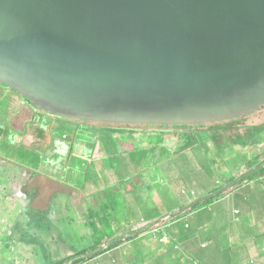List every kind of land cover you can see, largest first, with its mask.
<instances>
[{
	"label": "water",
	"instance_id": "water-1",
	"mask_svg": "<svg viewBox=\"0 0 264 264\" xmlns=\"http://www.w3.org/2000/svg\"><path fill=\"white\" fill-rule=\"evenodd\" d=\"M0 85L71 120L245 116L264 108V0H0Z\"/></svg>",
	"mask_w": 264,
	"mask_h": 264
},
{
	"label": "rangeland",
	"instance_id": "rangeland-1",
	"mask_svg": "<svg viewBox=\"0 0 264 264\" xmlns=\"http://www.w3.org/2000/svg\"><path fill=\"white\" fill-rule=\"evenodd\" d=\"M0 88L5 89V87L1 85ZM13 102L15 107H12V109L10 108L9 112L7 110L5 112L6 121L8 119L7 126L9 127L12 143L23 145L28 150H38L39 153L42 154L43 161L40 168L36 170V174L32 175L31 169L20 167L12 160H4V157H0V223H8L0 229L2 233L8 231L9 229L7 228L11 227V224L7 220H12L10 218L19 215L22 206L26 205V201L29 199L28 206L39 211H45L48 207L52 206L55 209L53 213L54 219L64 218L67 215H75V217L80 215L83 216L86 213V207L88 205L96 207L100 203L103 204V201L107 200L104 196L107 193L111 194V200L115 199L116 204L114 205L120 209L125 207L124 204L126 205V202H135L136 205H134V209L139 210V213H143L144 204H146L151 213L162 215L167 211H172L167 210L168 208L173 209L180 205V201L183 202V198H181L182 193H180L182 187L185 188L186 185H190L199 190L205 186L210 190V186L213 187L216 179L223 183L225 178L237 175L239 173L238 165H240L243 160H246L244 157L237 154L233 148L230 149V147L226 148L225 151H217L213 154L214 151L211 149V144L209 142L207 143V141L204 142L206 148H203V152L196 153L192 150L182 156L180 154H174L176 143L171 135L163 136V140H165L163 145L167 149L158 145L152 152L148 149L143 151L139 145L141 141L144 147L147 146L146 142L153 143V145L159 143V137H162L161 134H159L158 131H154L155 133L148 131L156 130L158 127L71 121L67 118L68 121H61L62 118L50 116L49 114H42L43 112L39 109L34 108L33 110V108L29 106L26 107V105H22L19 97H15ZM1 114H3V110L0 111V123L2 118ZM31 114L33 115V120L30 119ZM263 121L264 110H261L242 118L240 122H238V126H240V124L256 125ZM73 122H77V125ZM78 123L85 124L86 127ZM41 124H45V126ZM39 125H41V129H43V138L38 137L40 131H37V134L35 132V128ZM211 125L214 124L204 125V127L207 128ZM108 126L130 128L128 132H126L129 136L128 134L125 135L126 133L122 134V140L125 143H121V145L124 149H129L126 142L129 141V138L132 140L134 138L135 141H130V144L133 145L136 150L130 149L122 152V149H120V151L117 149L118 154L114 155V160H109L105 159L103 148H101L100 151L98 150L99 145H96L94 151L93 148H87L85 146L83 148L82 145H78L77 141L89 136L81 134L83 127L88 130L86 133L90 134L92 132V135H94L98 127ZM1 127L4 128L5 125L2 124ZM94 127L97 128L94 129ZM52 128H55L56 131L53 132ZM167 129L172 130L171 127ZM64 132L72 133V135L63 134ZM101 132L106 133L107 131ZM241 132H243L242 129L240 131L233 130L227 133L237 134ZM97 136L98 135H96V137ZM74 137L78 139L76 140V144H74ZM113 137H115V135H113ZM101 138L103 139L104 136ZM144 139H146V142ZM0 144L2 148L5 144H8L6 138H2ZM255 145L254 148L257 154H259L260 150H258V148L261 149V147H264V140L258 141ZM79 146L81 147V151H79ZM73 147H75V149H73ZM72 151H78L80 154L78 157L83 158V160L81 159L77 162L79 167H90L88 176L85 175V172L80 174L79 172L73 170L72 172L69 170V161L73 159L72 156L70 157ZM247 152L250 153L251 151L247 150ZM241 154H244V156L248 158L245 152ZM69 157L70 160H68ZM198 158H202V164L198 162ZM132 159H135V162H141L139 165L137 163L135 164L134 168L138 165L139 170L134 172L129 171L127 166ZM85 163L88 165H85ZM181 178H183V180H181ZM204 178L209 179L213 184L209 181L201 182ZM249 179L250 178L247 180ZM255 186H261V184L256 183ZM25 192H32V194L29 196ZM56 193H59L58 203L54 204L51 203V199L57 202L56 199L52 198ZM228 199L230 200V196ZM191 204L192 203H190V205ZM186 206H188V204ZM222 206H226V204ZM68 208H70V212ZM147 208L145 209L147 210ZM73 209L75 213H72ZM154 214L152 216H155ZM57 230V227H55L49 236L44 233V236L40 235L38 238L39 240L41 238L43 242H50L52 240L49 249L51 252L57 249L59 250L56 257L71 255L73 252H70L68 245L58 243V241L54 243L55 241L52 235L57 236L59 232ZM146 232L143 239L145 242L151 243L152 233L148 232V230ZM14 235L15 239L19 238L17 232L14 233ZM143 246L148 247L149 245L143 244ZM148 248L149 252L153 253L154 251L158 253L156 245L153 244ZM212 250L213 247L211 246L206 252L205 250H199L196 254L202 255L203 253L204 258L210 259L211 264H233L232 254L229 250L220 249L217 252L215 250L214 253H211ZM18 251V254L14 251L12 252L14 256L11 255L8 258L9 262L6 261V264H33L32 259H25L31 257L20 256L21 254L27 255L25 247L20 246ZM117 251L131 253L128 257V262L134 260L132 248L128 246V244L121 245ZM139 258L141 257L139 256ZM242 260L246 262L249 261L247 256L243 257ZM155 262L158 264L160 260H156ZM167 262L168 264H177V260L167 259ZM179 262L181 264H189L185 259Z\"/></svg>",
	"mask_w": 264,
	"mask_h": 264
},
{
	"label": "trees",
	"instance_id": "trees-1",
	"mask_svg": "<svg viewBox=\"0 0 264 264\" xmlns=\"http://www.w3.org/2000/svg\"><path fill=\"white\" fill-rule=\"evenodd\" d=\"M21 99L33 108L41 110L26 99L22 97ZM41 111L43 112L42 114L55 116L47 113L44 110ZM55 117L62 118L61 121H68L63 117ZM242 118L244 117L210 122L214 125L208 126L207 128L204 127V125L208 123L173 125H129H145L148 127H158V129L156 130L148 131H158V133L161 134L162 137H159V143L157 145H153V143H148L146 142V139H144L147 146L144 147L142 141V145L141 143H139L142 148L141 150L143 151L145 149H148L152 152L156 149V147H158V145H160L162 148H166L163 145L165 141L163 140V136L165 135H171L173 137L172 139L174 140V142H176L173 153L180 154L181 156L192 150L196 153L203 152V148H206L204 142L207 141V143L209 142L211 144V149H213L214 151L213 154H215L217 151H225V149L228 147H230V149H234V147H236L235 152L246 159L242 162H245L247 165H249L248 169L245 170L247 171L249 170V168L255 166L264 159V148L259 152V154H257V152H253V149H250L258 141L264 140V123L247 127L246 132L243 135L238 133L228 134L227 132L230 133L231 131H233ZM73 123L77 125V122ZM41 125L45 126V124ZM41 125H39V127H41ZM39 127L37 128V131H40V133L37 132L38 137L43 138V129H40ZM85 127L82 128L81 134H83L84 136L89 135V139L88 137H86L82 140L77 141L78 145H82L83 148L84 146L87 148H93V151L96 148V145H99L98 150L100 151L101 148H103L105 159L114 160V155L118 154L117 149L119 151L120 149H122V152L130 149L136 150V148L130 144V141H135L133 137V140L129 138V141H127L128 143L126 142V145L129 146V149H124L121 145V143H125L122 140V134L128 132V129L130 128L110 126L98 128L94 127V129H97L95 134L92 135V132L90 134L86 133L88 130H86ZM168 127H171L172 130H168ZM237 128H239V126ZM52 129L53 132L56 131L55 128ZM98 131L107 132L99 133ZM63 134L72 135V133L65 132ZM127 134L128 133H126L125 135ZM96 135L98 136L96 137ZM113 135H115V137H113ZM102 136H104L103 139L101 138ZM2 138H6V142L8 144H5V146L3 147L4 151L0 144V157H4V160H12L16 165H19L20 167H27L31 169L32 175L36 174V170L40 168L43 161L42 154H40L38 150H28L23 145L12 143V140L10 139L9 127L6 126L5 129L2 128L0 124V140H2ZM74 139L75 137L73 138V140ZM76 140L78 139L74 140V144H76ZM237 147L241 148V151ZM78 148H80L79 151H81V147L79 146ZM73 149H75V147H73ZM247 150L251 151L250 154L247 152ZM242 152H245L248 158H246L244 154H241ZM71 156L73 158L72 160H70ZM78 156H80L78 151L71 152V155L68 159L70 160L68 164L69 170L79 172L80 174L85 172V175L88 176L90 167H79L77 162H79L81 159L83 160V158H79ZM248 160H251V163L248 164ZM198 162L202 164V158H198ZM136 163L138 165L139 163L141 164V162H135V159H132L130 163L127 164L129 171L134 172L139 170L138 165L136 168H134ZM85 165L88 164L85 163ZM262 172H264V164L248 176L231 184V186L224 190L223 193L227 192V190H231L232 187L236 186L239 183H242L248 178H254L257 175H260ZM238 175L239 174H237L236 176L225 178L223 183L221 181L219 182V180L216 179L214 181L215 186L213 185L214 188L207 193H205V191L207 190L205 186L198 190L191 187L190 185H186L185 188H182L181 190H183L182 197L186 195L185 198L190 200L188 202V206H181L179 209H177L178 211L168 208L167 210L172 211H167L162 215L151 213L148 210V206L146 204H144L143 213H139V210H135L134 207H131L132 209L125 211L124 207L121 209L116 207V205H114L116 204L115 199L111 200V194L107 193L104 195L105 199L107 198V200H104L105 202L103 201V204L100 203L101 205L99 204L96 207L88 205L86 207V213L83 216L80 215L78 217H75V215H67L64 218L54 219L53 213L55 212V209L52 206L48 207L45 211H39L28 206L30 200L29 199L28 201H26V205L22 206L19 215L10 218L12 220H7L11 224V227L7 228L9 230L4 231L3 233L2 231H0V264H6V261L9 262L8 258L13 255V251L18 254V249L20 246L25 247L27 252V255L21 254L20 256L31 257L25 259H32L33 264H86L89 260L95 259L110 250H117L118 247L123 244H128V246L132 248L133 255L135 257L132 264H138L140 261H144L141 260L139 256L143 257L146 254H151L149 250L144 248L143 244H141L140 241L137 240L138 238L144 237L147 233V230L148 232L152 233L151 239L153 243L151 242V244L156 245L158 253H162L165 251L179 252L181 251V249L186 247V243L189 241L190 247H188V255H190V257L188 256V258H185L186 262L188 261L189 264H211L210 259H205L203 257V253L202 255L196 254L199 250H205V252L208 250L207 243L209 240L206 241L205 238H210L211 233L210 230H206L204 228V222H207V224H209L212 215L216 214L213 207L208 208L206 205L212 202L218 195L210 197L209 194L221 190L224 186H226V184L231 183L235 178H237ZM181 180H183V178H181ZM206 181L212 183V181L207 178L201 180V182ZM25 193L29 196L32 194V192ZM58 195L59 193H56L52 197L53 199H56L57 202L51 199V203H58ZM190 203L192 204L190 205ZM124 206L126 205L124 204ZM145 208H147V210ZM184 208L186 210L182 211L184 210ZM68 211L70 212V208H68ZM72 213H75L74 209L72 210ZM153 214L155 216H152ZM204 215L207 220L203 219ZM7 224L8 223L5 222L0 223V229ZM55 227H57V231L59 232L57 233V236L52 235V238H54L55 241L54 243H57L56 241H58V243L68 245V249L70 250V252H73L71 255L56 257L59 250L57 249L56 251L51 252V250L49 249L52 240L50 242H43L41 238L39 240L38 236H44V233L49 236L53 232ZM202 229L205 230L202 237V241H205L203 243H206L204 246L201 245L199 238L200 230ZM16 232L19 234V238L17 239H15L14 235V233ZM165 238L167 239V242ZM163 246L167 247H164V249L162 248ZM225 246L226 248H224L223 246L222 249H227L229 251L233 250V246L231 244L227 243Z\"/></svg>",
	"mask_w": 264,
	"mask_h": 264
},
{
	"label": "crops",
	"instance_id": "crops-1",
	"mask_svg": "<svg viewBox=\"0 0 264 264\" xmlns=\"http://www.w3.org/2000/svg\"><path fill=\"white\" fill-rule=\"evenodd\" d=\"M15 97L20 98L22 105L33 108L32 106L26 104L16 93L7 88H0V105H3L0 106L2 107L0 110H3L4 114H1L2 118L0 124L5 125V129L8 121V119L6 121L5 112L6 110L9 112L10 108L12 109V107H15L13 102ZM32 116L33 115L31 114L30 119L33 120ZM38 127L39 126H37V128ZM37 128H35L36 134ZM39 128L41 129V127ZM249 163H251V160H248V164ZM248 167L249 165H247L245 162H242L240 165H238V174L243 173L246 169H248ZM256 183H260L261 186H255ZM213 188L214 187L210 186V190L207 189L205 193L211 191ZM181 189L180 193L183 192ZM222 194L221 196L218 195L215 197L212 202L206 205L208 208L213 207L215 209L214 211L216 212V214L212 215L209 224L203 220L205 223L204 228L206 230H210L211 233L210 238H205L206 241L209 240L207 243V249L212 246L213 250L211 253H214L215 250L217 252L222 249L223 246L226 248L225 245L228 243L233 246V250L230 251L232 254L233 264H264V172L255 176L254 178L252 177L249 180H245L242 183L237 184L236 186L232 187L231 190H227L226 193L223 195ZM229 196L231 201L228 199ZM185 197L186 195L183 197L181 196V198H183V202L180 201V205L174 207L173 210H177L181 206H186L188 204L189 201ZM223 204H226V206H222ZM131 205L136 204L135 202L130 204L126 202L124 210L128 211L129 209H132L131 207L134 206ZM185 210L186 209L184 208L182 211ZM203 219L207 220L205 215ZM204 231L205 230L203 229L200 230L199 237L202 246L206 244L203 243L205 241H202ZM137 240H139L140 243L144 245L148 244L150 246L151 244L145 242L143 237L138 238ZM189 243L190 242L188 241L186 243V247L181 249L179 252H150L151 254H146L143 257L141 256L140 259L144 261H140L138 264H156V260H160L158 264H168L167 259L177 260V264H181L179 262L180 260L188 258V256L190 257V255H188V247H190ZM164 247L167 246H163L162 248ZM144 248L149 249L148 247ZM129 255H131V253L110 250L95 259L89 260L86 264H132L133 260L128 262ZM245 256H247L249 260L248 262L242 260V258ZM134 258L135 257L133 255V259Z\"/></svg>",
	"mask_w": 264,
	"mask_h": 264
},
{
	"label": "flooded vegetation",
	"instance_id": "flooded-vegetation-1",
	"mask_svg": "<svg viewBox=\"0 0 264 264\" xmlns=\"http://www.w3.org/2000/svg\"><path fill=\"white\" fill-rule=\"evenodd\" d=\"M261 110H264V108H260L259 110H258V112L259 111H261ZM257 112V111H256ZM246 116H248V115H245V116H241V117H246ZM238 118H240V117H238ZM264 123V121L263 122H261V123H259V124H256V125H260V124H263ZM234 124H236V123H234ZM238 125L239 124H237V126L235 127V129L234 130H241L242 129V131L243 132H241V133H238V134H244L245 132H246V129H247V127H250V126H255V125H244V124H240V126H239V128H237L238 127ZM256 145H253V147L252 148H250V149H253V152H257L256 150L254 151V147H255ZM235 148L236 147H234V150H235ZM237 148H239V147H237ZM264 147H261V149L260 148H258V150H262ZM240 149V151H241V148H239ZM250 154V153H249ZM245 172H247V171H244L243 173H245ZM243 173H241V174H243ZM240 175V174H239ZM239 175H238V177H239ZM228 184H226V186H227Z\"/></svg>",
	"mask_w": 264,
	"mask_h": 264
},
{
	"label": "clouds",
	"instance_id": "clouds-1",
	"mask_svg": "<svg viewBox=\"0 0 264 264\" xmlns=\"http://www.w3.org/2000/svg\"><path fill=\"white\" fill-rule=\"evenodd\" d=\"M250 170V169H249ZM248 171V170H247ZM224 187H226V186H224ZM223 187V188H224ZM226 190V189H225ZM224 192V190L223 191H221L220 193H218V194H216V195H212V196H217V195H219V194H222ZM211 194H213V193H211ZM211 194H209V196L211 195ZM212 196H210V197H212Z\"/></svg>",
	"mask_w": 264,
	"mask_h": 264
}]
</instances>
